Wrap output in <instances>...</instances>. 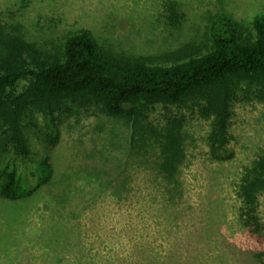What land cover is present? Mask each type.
I'll list each match as a JSON object with an SVG mask.
<instances>
[{"label":"rangeland","instance_id":"obj_1","mask_svg":"<svg viewBox=\"0 0 264 264\" xmlns=\"http://www.w3.org/2000/svg\"><path fill=\"white\" fill-rule=\"evenodd\" d=\"M257 15L264 0H0V24L19 27L40 50L51 53L63 34L88 29L101 47L132 58L200 41L215 16L249 27ZM258 89L239 85L228 143L215 156L207 144L211 121L191 102L150 105L130 120L71 101L50 114L28 111L29 153L5 154L2 170H15L31 188L48 158L54 174L40 195L54 200L0 201V264H257L263 246L239 224L236 189L243 170L264 155ZM172 117L181 120L185 156L177 182L167 184L156 171L154 141ZM258 202L264 225V191ZM13 210L25 211L19 224Z\"/></svg>","mask_w":264,"mask_h":264},{"label":"trees","instance_id":"obj_2","mask_svg":"<svg viewBox=\"0 0 264 264\" xmlns=\"http://www.w3.org/2000/svg\"><path fill=\"white\" fill-rule=\"evenodd\" d=\"M172 6L170 18L176 23L180 14ZM52 50L48 53L27 42L19 27L9 32L0 24V201L54 200L52 194L40 195L54 174L48 158L40 161L37 183L31 188L23 186L15 170H2L5 154L26 157L29 153L22 130L28 111L50 114L71 101L130 120L150 105L191 102L200 117L211 121L207 144L215 156L228 143L231 105L239 85L259 88L257 97L264 101V15L255 16L249 27L215 16L200 41L156 57L115 54L101 47L88 29L63 34ZM21 81L26 83L18 90ZM159 131L154 141L160 147L156 171L165 183H176L185 156L181 120L167 118ZM115 186L116 194L120 187ZM263 191L261 155L243 170L236 189L239 224L263 246L254 253L257 264H264V225L258 214ZM13 212L19 224L25 211Z\"/></svg>","mask_w":264,"mask_h":264}]
</instances>
